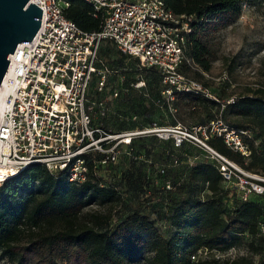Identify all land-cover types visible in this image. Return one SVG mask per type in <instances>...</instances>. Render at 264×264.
Segmentation results:
<instances>
[{
    "label": "trees",
    "instance_id": "16d2710c",
    "mask_svg": "<svg viewBox=\"0 0 264 264\" xmlns=\"http://www.w3.org/2000/svg\"><path fill=\"white\" fill-rule=\"evenodd\" d=\"M65 1L67 19L84 32L99 30L101 17L94 16L88 4ZM162 1L173 14L192 18V32L186 36L191 63L184 64L181 73L209 72L216 60L211 34L235 23L246 0ZM113 51L119 54L117 73L108 68ZM98 57L108 71L106 85L97 92L93 77L88 98H107L106 117H93V126L104 135L175 128L190 119L194 127L206 128L207 139L192 127L182 130L244 170L264 177V88L250 89L233 103L210 90L211 98L174 91L173 100L167 102L162 95L167 86L157 70L141 67L135 58L137 67H126L122 60L131 57L110 42L101 44ZM139 82L146 85L149 100L135 89ZM109 100L126 108L124 120H111ZM221 112L228 129L250 132L242 136L250 149L247 159L229 149L221 136L210 133L211 119ZM156 116L165 124L156 123ZM117 147L122 150L115 164L101 166L103 155L98 153L86 157L90 173L80 185L69 182L65 172L51 174L41 164H30L0 184V258L10 264H252L244 257L222 261L198 256L224 254L242 245L255 255L264 254L259 230L264 223V194L242 201L226 190L219 163L207 151L191 140L177 147L173 137L161 139L155 133L137 135ZM157 160L162 165L155 168ZM126 163L128 168L122 169ZM145 167L150 172L145 173ZM179 171L185 175L177 177ZM167 182L171 190L166 189ZM158 205L170 228L168 237L161 236L150 220ZM93 206L99 210L85 212Z\"/></svg>",
    "mask_w": 264,
    "mask_h": 264
},
{
    "label": "built area",
    "instance_id": "2783aa9c",
    "mask_svg": "<svg viewBox=\"0 0 264 264\" xmlns=\"http://www.w3.org/2000/svg\"><path fill=\"white\" fill-rule=\"evenodd\" d=\"M82 1L93 9L94 16L101 17L96 32H84L66 18L69 4L65 0L28 2L42 11L41 20L30 43L19 44L8 56L6 75L9 70L11 74L0 112V184L30 164H41L51 174L65 172L69 182L80 185L90 173L87 156L98 153L103 155L101 166L115 164L119 144H129L137 135L155 133L161 139L173 137L177 147L191 140L211 154L219 163L223 187L234 191L242 201L263 195L264 177L244 170L180 127H154L112 136L93 126L95 115L103 118L109 111L107 98H88L93 77L97 78V92L105 89L108 71L98 57L104 42L114 44L122 55L137 59L141 67L157 70L167 86L162 92L167 102L173 100L174 91L211 95L203 84L180 71L184 64L191 63L186 55V36L192 32L190 16L173 14L162 0ZM225 79L223 75L218 81ZM143 85L139 82L135 87ZM117 95L114 91L113 97ZM233 102L234 98H229L226 103ZM197 130L206 140V128ZM210 133L221 136L233 152L249 157L250 149L242 136L250 132L210 126ZM113 140L116 143L108 146ZM165 187L171 190L169 182ZM259 230L264 236V223Z\"/></svg>",
    "mask_w": 264,
    "mask_h": 264
},
{
    "label": "rangeland",
    "instance_id": "374dc122",
    "mask_svg": "<svg viewBox=\"0 0 264 264\" xmlns=\"http://www.w3.org/2000/svg\"><path fill=\"white\" fill-rule=\"evenodd\" d=\"M210 38L211 48L215 51L216 60L213 62L209 72L200 73L199 71H191L188 73L190 78L203 84L213 95L217 97L221 96L224 100L249 94L248 90L250 89L264 88V4L260 3L259 0H246L237 21L222 31L211 34ZM118 57L119 54L113 51L108 62V68L114 69V71H116L114 73L118 71L115 70L118 68ZM122 62L125 63L126 67H137L132 58L131 60L127 58L123 59ZM119 71L122 72L121 70ZM223 75L226 76L225 82L218 81ZM135 89H141L142 92L145 93L144 98L149 100L146 85L135 87ZM109 103L113 111L111 120L113 117L118 120H124L126 108L117 101L109 100ZM121 111H123V113ZM225 115L224 112H221L218 116H214L211 119V128L221 129L225 126ZM155 122L161 125L165 124L162 123L161 119L157 118V116ZM177 125L182 128L184 126L192 127L196 132H199L190 119H186L184 122H180ZM119 150L121 152L122 149ZM192 154L197 155L196 151ZM127 165V163L124 164L122 169H127ZM161 165V162L157 160L155 168ZM144 170L145 173L150 172L148 167H145ZM184 175V172L179 171L177 177H182ZM136 177L137 175H135V178ZM160 208V205L155 207L153 214H150V220L155 224L161 236L168 237L170 228L167 222H165L164 215L161 213ZM97 210L99 209L93 206L87 208L85 212ZM241 257L251 259L252 264H264V254L255 255L245 245L224 254L206 252L200 254L198 259L231 261ZM0 264H10V262L6 258H0Z\"/></svg>",
    "mask_w": 264,
    "mask_h": 264
},
{
    "label": "water",
    "instance_id": "95a60500",
    "mask_svg": "<svg viewBox=\"0 0 264 264\" xmlns=\"http://www.w3.org/2000/svg\"><path fill=\"white\" fill-rule=\"evenodd\" d=\"M29 0H0V88L19 44L30 43L40 26L41 10Z\"/></svg>",
    "mask_w": 264,
    "mask_h": 264
},
{
    "label": "bare ground",
    "instance_id": "6f19581e",
    "mask_svg": "<svg viewBox=\"0 0 264 264\" xmlns=\"http://www.w3.org/2000/svg\"><path fill=\"white\" fill-rule=\"evenodd\" d=\"M11 74V70L8 71L7 75H6V78L0 88V112H1V108H2V99L6 93V87H7V83H6V80L9 78Z\"/></svg>",
    "mask_w": 264,
    "mask_h": 264
}]
</instances>
